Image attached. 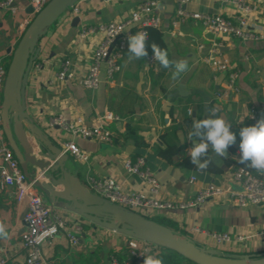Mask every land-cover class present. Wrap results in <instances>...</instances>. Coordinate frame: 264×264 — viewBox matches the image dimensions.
<instances>
[{
	"label": "crops",
	"instance_id": "obj_1",
	"mask_svg": "<svg viewBox=\"0 0 264 264\" xmlns=\"http://www.w3.org/2000/svg\"><path fill=\"white\" fill-rule=\"evenodd\" d=\"M146 1L79 0L75 5L78 12L72 8L62 15L40 40L41 53L27 85L28 111L48 138L47 148L61 147L64 151V142L73 140L89 155L87 161L71 157L76 163L78 178L94 194L100 195L95 181L105 178L115 180L126 192L146 190L147 184L124 166L125 160L135 161L138 157L144 158L145 166L160 182V197L173 202L194 198L198 190L208 184L238 190L241 187L231 181L230 173L235 167L245 166L239 163L240 129L264 118V38L242 41L225 34L213 36L205 31L200 21L192 18L175 25L177 0H158L161 24L157 28L164 34L168 57L172 61L186 59L189 70L173 79V69L163 68L158 61L153 66L148 64L147 57L129 59L127 46L120 60L121 69L113 81L104 77L95 90L78 82L87 73L93 53L104 38L100 31L81 37L82 29L121 20ZM13 7L15 11L0 9V63L6 67L11 59L9 50L16 46L22 35L20 24L29 15L28 0H15ZM186 8L189 11L220 13L226 17L235 14L234 6L222 0H189ZM248 21L252 29L264 34V0L257 2V8L250 13ZM213 43L220 45L222 55L229 60L231 68L238 71L237 90L229 92L227 97H219V93L227 90L228 73L216 72L203 60ZM65 59H71L74 77L60 80L57 75ZM212 107H218V115L226 117L237 141L229 147L227 159L216 158L220 159L219 164L214 161L201 172L188 156L192 142L187 134L193 121L207 118V109ZM108 112L119 119H107L105 115ZM59 114L69 121L82 115L89 126L110 129L112 140L102 142L76 136L59 125L51 124L52 118ZM179 133H183V143ZM30 142L37 159H43L44 155L33 137ZM4 145L10 147L0 116V147ZM173 146L177 153L171 157L162 155L163 150ZM209 155H212L211 149ZM3 164L0 155V167ZM35 168L29 164L30 172ZM193 176L196 179L191 181ZM39 180L48 182L44 176ZM37 189L42 194L39 187ZM43 197L52 207L48 198ZM53 209L63 216L67 231L75 233L79 242L73 245L66 231H62L43 244L41 264H113L112 258L120 262H136L137 257L131 255L133 245L138 251L147 247L146 255L157 256L159 249L154 245L106 230L65 208ZM27 210V199L18 202L14 188L1 187L0 184V222L9 234L7 239L0 238L2 264H27L26 252L21 247V236L27 230ZM137 211L151 218L163 219L170 227L224 252L264 251V205L240 207L227 198L216 197L193 208ZM213 232H228L233 240L218 243L211 236ZM239 236L244 239L237 240Z\"/></svg>",
	"mask_w": 264,
	"mask_h": 264
},
{
	"label": "built area",
	"instance_id": "obj_2",
	"mask_svg": "<svg viewBox=\"0 0 264 264\" xmlns=\"http://www.w3.org/2000/svg\"><path fill=\"white\" fill-rule=\"evenodd\" d=\"M50 0H28L32 12L24 17L20 24L21 32L26 29L33 17L40 12ZM189 0H177V7L173 23L178 24L189 18L198 20L202 23L205 31L213 36L229 35L239 38L242 41H254L264 38V34L258 33L249 25V16L257 8V2L261 0H222L230 3L235 8V14L226 17L220 13H209L200 11H189L186 8ZM15 0H0V9H10L13 7ZM158 0H148L134 8L131 13L118 21L100 23L97 26L85 27L82 29L80 36L87 37L94 32H102L103 40L96 47L92 61L87 73L79 78L78 82L88 89L95 90L100 87L104 77L108 81H113L116 74L120 71V60L124 57L128 46V36L137 32H146L148 27H159L161 17L158 15ZM73 10L78 12V7L74 6ZM201 48L203 46H200ZM203 60L208 63L216 72L228 73L227 90L219 93V97H227L229 92L236 91L235 85L238 78V71L231 68L229 60L221 52L220 45L213 43L207 50ZM150 65L156 66L157 61L153 55L147 57ZM71 59H65L62 67L58 72V79L66 80L74 77L71 69ZM7 67L0 63V106L2 103V93L6 78ZM104 76H103V75ZM264 109V108H263ZM107 119H119L117 115L110 112L106 113ZM255 118V115H252ZM51 124L59 125L73 135L84 138H94L102 142L112 140V132L104 126H89L82 115H77L69 121L63 114L52 118ZM64 151L77 160L87 161L89 155L82 150L73 140L64 142ZM0 155L4 164L0 167V184L1 187H13L15 190L16 200L22 202L27 199L28 210L25 217L27 230L21 236V247L26 252L27 264H41L42 246L45 242L53 240L62 231L73 245H77L79 237L70 231H67V223L63 216L57 214L45 200L43 195L38 191L35 180H29L16 155L9 146L0 147ZM126 170L132 174L138 175L146 184L147 189L143 191L126 192L122 186L113 179H99L95 181V187L100 195L126 207L135 210H172L185 209L199 206L209 199L223 197L229 199V202L240 207L249 205H264V173H255L252 169L245 166L233 168L230 173L232 182L238 184L241 188L236 190L225 188L216 184H208L198 190L196 196L183 202H173L160 197L161 184L154 174L145 166L143 157H138L135 161L127 159L124 162ZM196 179L195 176L191 181ZM78 228V226H77ZM213 239L218 243L233 240L232 235L228 232H213ZM239 236L237 240H243ZM147 243V242H146ZM148 245L153 246L150 243ZM155 246V245H154ZM132 254L137 257L136 262L117 261L113 264H144L143 258L148 253L147 247L138 251L136 246H132ZM4 261H0L2 264Z\"/></svg>",
	"mask_w": 264,
	"mask_h": 264
},
{
	"label": "water",
	"instance_id": "obj_3",
	"mask_svg": "<svg viewBox=\"0 0 264 264\" xmlns=\"http://www.w3.org/2000/svg\"><path fill=\"white\" fill-rule=\"evenodd\" d=\"M78 2L50 0L33 17L16 46L9 50L11 59L7 66L0 116L4 134L28 179L35 180L53 208H65L106 230L175 251L196 264H264V251L232 253L209 247L135 209L90 192L78 178L71 155L61 147H46L48 138L28 111V80L41 53L40 40ZM28 12H32L31 6ZM262 115L264 117V113ZM32 137L44 155L43 159L38 160L35 156L30 142ZM29 164L36 167L34 172L28 169ZM38 169L40 172L37 173ZM42 176L48 182L39 180ZM58 186L63 188L58 189Z\"/></svg>",
	"mask_w": 264,
	"mask_h": 264
},
{
	"label": "clouds",
	"instance_id": "obj_4",
	"mask_svg": "<svg viewBox=\"0 0 264 264\" xmlns=\"http://www.w3.org/2000/svg\"><path fill=\"white\" fill-rule=\"evenodd\" d=\"M129 59H141L148 55L146 32H137L128 36ZM153 58L158 61L163 68H172V78L177 79L182 73L189 70L188 61L180 59L172 61L168 57L166 49L161 48L156 43L151 44ZM218 107L208 108L207 118L196 119L191 125L187 137L192 142V147L188 149V156L198 171H206L215 161L219 164L220 159L228 158V149L236 144V134L231 131V124L223 115H218ZM181 143H183V133H179ZM240 156L239 163L264 173V118L257 120L252 126L242 127L239 132ZM211 149L212 155H209ZM0 238L7 239L9 234L5 225L0 222ZM144 264H163L162 260L152 255L144 256Z\"/></svg>",
	"mask_w": 264,
	"mask_h": 264
},
{
	"label": "trees",
	"instance_id": "obj_5",
	"mask_svg": "<svg viewBox=\"0 0 264 264\" xmlns=\"http://www.w3.org/2000/svg\"><path fill=\"white\" fill-rule=\"evenodd\" d=\"M147 34H148V42H147L148 55L146 57H148L149 55H153L152 49H151L152 43H156L161 48H164L167 50V45H166V42L164 40V34L162 33V31L160 29H158L156 27H148L147 28ZM161 153H162V155H164L166 157H171L175 153H177V148L175 146H173V147H170L166 150H163ZM156 220L170 226L163 219H157L156 218ZM158 249L159 250H158L156 258L162 260L163 264H186V263L187 264H196V263L186 259L184 256H181L180 254H178L175 251L168 250L167 248H162V247H159Z\"/></svg>",
	"mask_w": 264,
	"mask_h": 264
},
{
	"label": "rangeland",
	"instance_id": "obj_6",
	"mask_svg": "<svg viewBox=\"0 0 264 264\" xmlns=\"http://www.w3.org/2000/svg\"><path fill=\"white\" fill-rule=\"evenodd\" d=\"M54 26V25H53ZM53 26L50 28L51 30H52V28H53ZM51 30H49V31H51ZM49 33V32H48ZM156 219V218H155ZM130 239H132V238H130ZM133 240H135V239H133ZM131 255H133L132 254V251H131ZM134 256V255H133ZM114 260H116L115 258H112V262L114 261ZM118 261V260H117ZM187 264V263H186Z\"/></svg>",
	"mask_w": 264,
	"mask_h": 264
},
{
	"label": "bare ground",
	"instance_id": "obj_7",
	"mask_svg": "<svg viewBox=\"0 0 264 264\" xmlns=\"http://www.w3.org/2000/svg\"><path fill=\"white\" fill-rule=\"evenodd\" d=\"M157 248H159V246H156Z\"/></svg>",
	"mask_w": 264,
	"mask_h": 264
}]
</instances>
